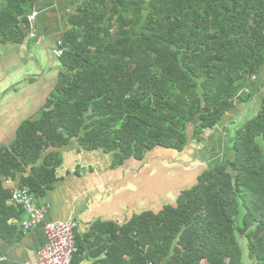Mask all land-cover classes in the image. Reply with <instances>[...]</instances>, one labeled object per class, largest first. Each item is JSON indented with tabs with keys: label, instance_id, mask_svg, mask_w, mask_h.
Listing matches in <instances>:
<instances>
[{
	"label": "trees",
	"instance_id": "16d2710c",
	"mask_svg": "<svg viewBox=\"0 0 264 264\" xmlns=\"http://www.w3.org/2000/svg\"><path fill=\"white\" fill-rule=\"evenodd\" d=\"M33 2L0 0V45L28 38ZM71 25L55 94L0 156L3 173L73 139L115 165L157 148L196 152L237 101H251L246 84L264 71V0H83ZM228 136L177 205L108 226L97 264H264V93ZM55 178L42 165L26 185ZM7 207L0 198V213Z\"/></svg>",
	"mask_w": 264,
	"mask_h": 264
},
{
	"label": "crops",
	"instance_id": "0c3cea01",
	"mask_svg": "<svg viewBox=\"0 0 264 264\" xmlns=\"http://www.w3.org/2000/svg\"><path fill=\"white\" fill-rule=\"evenodd\" d=\"M82 2L34 0L28 38L21 43L0 45V156L13 153L23 128L39 120L55 94L61 63L53 51L64 33L72 28L71 19ZM247 83L246 86L253 85ZM250 91L254 95L257 89ZM238 108L237 101L222 124L211 131L210 136L220 140L216 153L222 152L229 131H233L232 123L227 120ZM240 113L237 111L236 115L245 114ZM205 139L203 135L200 146ZM206 154L205 165L215 164L221 156L213 158ZM204 164L199 166L203 168ZM42 165L53 169L56 178L52 186L33 192L36 203L49 205L46 222L73 219L79 223L76 241L83 249L78 264H97L105 257V253H97V242L100 239L104 242L109 236L107 227L112 223L124 225L141 213H158L168 205H177L180 192L195 184L198 175L193 179L188 177L197 171L198 165L176 166L165 160L156 161L151 158V152L143 160L131 158L115 165L113 154L84 149L77 139L67 146L45 149L36 163L22 165L15 173H3L0 168V198L7 208L13 209L0 213L3 219L0 221V264L35 262L46 243L45 223L24 234L25 212L10 201L12 188L26 185V180Z\"/></svg>",
	"mask_w": 264,
	"mask_h": 264
},
{
	"label": "built area",
	"instance_id": "2783aa9c",
	"mask_svg": "<svg viewBox=\"0 0 264 264\" xmlns=\"http://www.w3.org/2000/svg\"><path fill=\"white\" fill-rule=\"evenodd\" d=\"M61 45L62 42H59L53 51L56 58H61L64 55ZM10 201L25 211L22 224L24 234L39 224L45 223L46 243L39 251L37 260L28 264H72L73 258L79 250L76 242V230L79 223L73 219L46 222L49 205L37 204L33 192L27 185L12 188ZM146 264L160 263L148 261Z\"/></svg>",
	"mask_w": 264,
	"mask_h": 264
},
{
	"label": "rangeland",
	"instance_id": "374dc122",
	"mask_svg": "<svg viewBox=\"0 0 264 264\" xmlns=\"http://www.w3.org/2000/svg\"><path fill=\"white\" fill-rule=\"evenodd\" d=\"M256 79H258V80H255V81L252 80L251 81V83L253 85L247 86L249 90L251 88H253V89L257 88V92L252 96L251 101L248 103H242V102L238 101L239 102L238 110H236L233 114H231V116H230L231 118L229 120H227V121H230L229 123H232V126L230 127V128H232L231 130H233V128H236L237 126H239L240 123L250 119L251 116H253L259 108L261 96L264 93V71ZM237 111H240L241 113L245 112V114L243 113L244 115L238 116V115H236ZM236 116H238V118H237V120L236 119L234 120V117H236ZM231 119H232V121H231ZM189 133L190 134L192 133L191 130H189ZM211 134H212L211 132H206L204 134L206 141L203 144V146H197L196 152L195 151L192 152V150H189L188 148H185V150L180 152V153L176 150H167V149L163 150V148H157L153 151H150L151 152V158L156 159V161H158V160L164 161L165 160L167 164H173L176 166L177 165L185 166V164H188V163L191 164V165H189L190 167L195 166V165L199 166V164L201 165V163L204 164L203 161L208 157L206 153H209V157H213V158H217L220 156V154H222L219 152L216 153L217 147H218V141H220V140H216L217 136L212 137V136H210ZM228 139H229V136L226 137V142ZM198 166H197L196 172L189 174L188 177L190 179L195 178L197 173H201V171L203 169L204 170L208 169L211 165H208L206 163V165L205 164L202 165V166H204L203 168H201V166H199V168H198ZM207 166H209V167H207ZM169 192L171 193L172 191H169ZM245 256L248 257L247 253L245 254ZM245 262H246V264H251V262L248 260V258L247 259L245 258Z\"/></svg>",
	"mask_w": 264,
	"mask_h": 264
},
{
	"label": "water",
	"instance_id": "95a60500",
	"mask_svg": "<svg viewBox=\"0 0 264 264\" xmlns=\"http://www.w3.org/2000/svg\"><path fill=\"white\" fill-rule=\"evenodd\" d=\"M34 15V14H33ZM32 20H34V18H32Z\"/></svg>",
	"mask_w": 264,
	"mask_h": 264
}]
</instances>
